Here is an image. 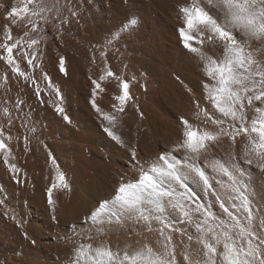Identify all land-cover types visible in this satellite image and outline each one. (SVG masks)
Masks as SVG:
<instances>
[{"label": "bare ground", "instance_id": "obj_1", "mask_svg": "<svg viewBox=\"0 0 264 264\" xmlns=\"http://www.w3.org/2000/svg\"><path fill=\"white\" fill-rule=\"evenodd\" d=\"M191 2L38 0L36 6L47 9L46 19L32 31L28 21L35 18L8 15L11 7H22L23 0H0V45L5 43L6 27L14 37L9 44L21 37L25 42L40 41L32 49L23 43L13 50L28 79L2 59L7 52L0 47V127L11 148V153H0V264H74V250L81 243L95 247L106 242L113 249L144 244L157 247V234L133 220L105 224L104 233L98 235L99 226L86 218L102 201L114 197L121 181L137 180L142 169L161 155H185L183 150H175L184 139L181 118L200 131L219 130L201 111L220 115L206 99L204 84L213 81L203 70L204 61L184 47L178 31L185 26L181 8ZM133 19L136 23L130 24ZM25 32L29 35L24 36ZM251 47L256 49L259 44L253 41ZM33 50L37 53L35 67L23 55ZM202 51L217 60L223 56L221 42L209 41L207 34ZM260 57L264 59V52ZM109 70L115 77L101 80ZM94 80L101 84L96 104L116 117L114 125L91 102ZM123 81L130 85L131 98L120 112L115 97L122 94ZM254 115L247 107L249 121ZM108 127L123 143L108 135ZM246 143L243 135L235 143L221 136L201 155L199 163L209 176L210 187L187 171L184 180L195 201L226 223L231 217L224 205L231 201L222 183L225 178L209 162L235 155L241 161L237 165L242 169L239 183L245 185L253 210L246 223L264 244V171L243 163ZM53 157L70 185V189L53 191L55 211L47 194L56 174ZM8 164L18 170L13 173ZM89 234L91 239H85ZM179 239L174 234L177 259L185 264ZM188 243L185 237L184 244ZM200 247L195 240L190 245L192 250Z\"/></svg>", "mask_w": 264, "mask_h": 264}, {"label": "snow or ice", "instance_id": "obj_2", "mask_svg": "<svg viewBox=\"0 0 264 264\" xmlns=\"http://www.w3.org/2000/svg\"><path fill=\"white\" fill-rule=\"evenodd\" d=\"M37 3L38 0H23V6L11 7L8 15L21 19L26 15L35 18L29 19L28 23L32 25L31 30L36 31L40 20L46 19L44 12L47 10L37 7ZM181 12L185 26L178 31L183 45L204 61L203 70L213 81L211 85L204 84L206 99L220 115L215 117L206 110L201 111L219 130L200 131L187 119L181 118L185 126L184 139L175 150H183L185 155L180 158L167 153L161 155L149 168L142 169L137 180L121 181L114 197L102 201L86 218L99 226L96 229L98 235L104 233L105 224L133 220L142 224L144 230L157 234L156 248L144 244L137 248L126 245L123 249H113L106 242L95 247L91 243H81L74 250V264H179L174 234L179 235V243L183 245L185 264H264V244L258 242L255 231L246 223L252 218L253 210L244 191L245 185L239 183L242 169L237 165L241 161L233 155L226 160L209 162L212 169L225 178L222 183L231 201L224 205L225 212L231 217L226 223L195 201L193 195L186 191L188 185L184 180L187 171L211 186L209 176L199 161L210 144L221 136L229 137L233 143L238 136H246L248 143L244 145L243 163L264 171V59L260 57V53L264 52V0H192L190 6H182ZM129 23L135 24L136 21L133 19ZM205 34L209 41L218 39L221 42L223 56L220 60L202 51ZM28 35V32L24 33V36ZM13 39L11 28L6 27L5 43L0 47L6 49L7 54L2 59L13 66V71L19 76L28 79V74L21 70L14 58L13 50L23 43L32 49L40 41L31 39L25 42L21 37L9 44L8 41ZM253 41L259 44L258 48L251 47ZM197 44L201 47L195 46ZM23 55L27 57L28 64L35 67L36 51L30 54L24 51ZM61 68L66 72L63 59ZM107 77H115V73L109 70L100 79ZM48 82L51 84L50 78ZM93 83L95 87L91 102L95 110L114 125L116 117L103 112L96 104L95 96L101 84L95 80ZM129 88L128 81H123L122 94L115 97L119 101L117 110L120 112L124 111V105L131 98ZM55 91L59 93V89ZM257 102L259 106H256ZM247 107H251L255 113L251 121L247 116ZM57 111L64 113L62 107H57ZM105 131L118 143H123L112 127L105 128ZM3 152L11 153V148L5 143L3 128L0 127V153ZM135 155L133 150L132 156ZM4 159L7 161L8 156L5 155ZM51 162L56 174L47 194L48 203L55 211L53 191L57 188L70 189V185L54 157ZM8 167L13 173L18 170L14 164H8ZM188 228H192L193 232H189ZM185 237L188 244H184ZM85 239H91V235L85 236ZM193 240L201 247L192 250L190 245Z\"/></svg>", "mask_w": 264, "mask_h": 264}]
</instances>
